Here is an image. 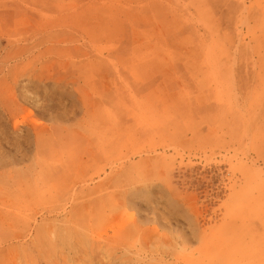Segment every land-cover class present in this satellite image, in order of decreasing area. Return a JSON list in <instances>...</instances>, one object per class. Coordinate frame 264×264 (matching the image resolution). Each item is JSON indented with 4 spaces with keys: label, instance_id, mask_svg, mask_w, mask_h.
Returning <instances> with one entry per match:
<instances>
[{
    "label": "rangeland",
    "instance_id": "rangeland-1",
    "mask_svg": "<svg viewBox=\"0 0 264 264\" xmlns=\"http://www.w3.org/2000/svg\"><path fill=\"white\" fill-rule=\"evenodd\" d=\"M0 264H264V0H0Z\"/></svg>",
    "mask_w": 264,
    "mask_h": 264
},
{
    "label": "bare ground",
    "instance_id": "bare-ground-1",
    "mask_svg": "<svg viewBox=\"0 0 264 264\" xmlns=\"http://www.w3.org/2000/svg\"><path fill=\"white\" fill-rule=\"evenodd\" d=\"M18 59V58H17ZM23 122V121H22ZM26 122H28V121H26ZM23 123H25V121L23 122ZM21 124V123H20Z\"/></svg>",
    "mask_w": 264,
    "mask_h": 264
}]
</instances>
